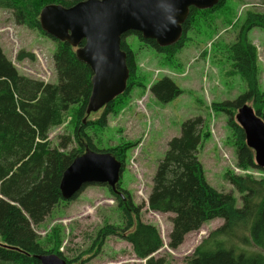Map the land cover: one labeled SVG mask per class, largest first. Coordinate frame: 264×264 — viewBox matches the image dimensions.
Wrapping results in <instances>:
<instances>
[{
  "label": "trees",
  "instance_id": "1",
  "mask_svg": "<svg viewBox=\"0 0 264 264\" xmlns=\"http://www.w3.org/2000/svg\"><path fill=\"white\" fill-rule=\"evenodd\" d=\"M82 1L85 0H0V9L11 12L16 25L48 36L40 27L41 11L49 5L70 8ZM227 1L221 0L209 10L192 8L183 25L182 39L172 47L161 48L154 40H144L136 32L124 35L121 49L127 54L130 71L127 89L103 109L96 121L91 120L93 114H86L93 73L77 59L75 48L51 38L56 44L53 61L57 74V81L51 84L21 75L0 46V264H39L38 257L48 254L61 257L67 264H86L84 253L73 259L66 258L60 251L57 232L48 239L50 247L47 249L34 228L60 203L67 202L60 190L62 175L76 157L84 154L86 147L111 153L123 164L124 170L126 154L133 145L124 143L101 151L94 143V136L96 128L107 127L108 116L117 112L132 90L143 86L138 80L136 53L125 38L135 35L144 46L154 48L165 60L171 61L189 41L193 22L209 15L213 17ZM256 27L264 29V14L250 12L235 41L227 46L230 76H240L246 92L234 101L213 103L211 109L227 116L237 166L241 170L264 172L255 164V152L247 146L245 132L234 118L237 109L247 103L264 120L258 50L248 37ZM17 59L34 61L36 57L31 52L21 51ZM150 90L162 103L182 94L176 83L167 77L153 83ZM73 107L76 108L72 111ZM70 111L74 112L72 143L75 146L68 150L69 142H64L58 149L50 143L49 133L65 122ZM204 124L201 117L190 119L182 125L180 136L170 141L156 171L149 210L174 215L171 248H177L186 235L201 230L206 223L224 221L201 242L186 264H264V254L250 253L243 248L253 245L264 250V177L257 179L226 172V180L242 195L241 208L237 207L233 193L213 188L198 159ZM108 189L120 204L123 226L107 225L100 229L94 243L103 245L107 237L118 235L131 244L138 259L146 260L147 264H167L154 258L163 247L157 227L142 222L140 207L130 198L124 204L121 197Z\"/></svg>",
  "mask_w": 264,
  "mask_h": 264
},
{
  "label": "rangeland",
  "instance_id": "2",
  "mask_svg": "<svg viewBox=\"0 0 264 264\" xmlns=\"http://www.w3.org/2000/svg\"><path fill=\"white\" fill-rule=\"evenodd\" d=\"M250 12L264 14V0H228L213 17L209 15L194 21L188 34L189 41L171 61L165 60L164 55L154 48L144 46L135 35L125 38L136 53L138 80L143 86L134 88L117 112L108 116L105 129L96 128L94 143L101 151L124 143L133 145L126 154L118 188L140 207L142 222L154 225L160 231L163 247L154 254L155 260L186 264L201 242L224 224L221 219L208 222L201 230L186 235L177 248H171V219L174 215L149 210L158 165L170 141L180 136L185 122L196 117L204 119L198 159L209 184L219 192L233 193L238 208L242 207V195L226 180V172L251 175L257 179L264 177V172L241 170L237 166L227 116L211 109L213 103L234 101L246 92L240 76H230L227 46L235 41ZM248 37L258 50L264 92V29L253 28ZM0 46L21 75L43 82L46 79L51 84L57 81L54 40L39 31L16 25L12 13L2 9ZM21 51L33 53L36 59L18 61ZM164 77L172 79L182 91L168 103L160 102L150 90L153 83ZM72 111L61 126L49 133L50 143L58 149L64 142H69L68 150L75 146L72 143ZM102 113L103 110L91 115V120L96 121ZM74 198L71 202L60 203L42 224L34 228L47 249L50 247L48 239L57 232L60 251L68 259L84 253L86 264H147L146 260L138 259L131 244L118 235L107 237L103 245L94 243L100 229L107 225L123 226L120 204L107 186L87 185ZM123 202L127 204L128 201ZM243 248L250 253L264 254V250L253 245Z\"/></svg>",
  "mask_w": 264,
  "mask_h": 264
},
{
  "label": "water",
  "instance_id": "3",
  "mask_svg": "<svg viewBox=\"0 0 264 264\" xmlns=\"http://www.w3.org/2000/svg\"><path fill=\"white\" fill-rule=\"evenodd\" d=\"M221 0H85L65 8L46 6L40 13V27L49 37L76 49L77 59L90 67L92 93L86 114L90 116L114 102L127 89L130 71L122 37L137 32L161 48L172 47L183 37V25L190 9L209 10ZM244 130L247 146L255 152V164L264 169V120L249 104L237 109L235 117ZM123 164L109 152L88 147L64 171L60 190L71 201L87 185H105L118 193ZM39 264H67L48 254Z\"/></svg>",
  "mask_w": 264,
  "mask_h": 264
},
{
  "label": "flooded vegetation",
  "instance_id": "4",
  "mask_svg": "<svg viewBox=\"0 0 264 264\" xmlns=\"http://www.w3.org/2000/svg\"><path fill=\"white\" fill-rule=\"evenodd\" d=\"M118 189V193H116L117 196L121 197L123 201H126L127 200V197L124 195V190L123 192L117 187ZM127 202V201H126Z\"/></svg>",
  "mask_w": 264,
  "mask_h": 264
},
{
  "label": "bare ground",
  "instance_id": "5",
  "mask_svg": "<svg viewBox=\"0 0 264 264\" xmlns=\"http://www.w3.org/2000/svg\"><path fill=\"white\" fill-rule=\"evenodd\" d=\"M137 33V32H136ZM140 34V33H139ZM141 35V34H140ZM142 36V35H141ZM143 38V37H142ZM144 39V38H143ZM145 40V39H144ZM129 78H130V76H129ZM128 81H129V79H128ZM127 84H128V82H127Z\"/></svg>",
  "mask_w": 264,
  "mask_h": 264
},
{
  "label": "built area",
  "instance_id": "6",
  "mask_svg": "<svg viewBox=\"0 0 264 264\" xmlns=\"http://www.w3.org/2000/svg\"><path fill=\"white\" fill-rule=\"evenodd\" d=\"M18 65H21V64H20V63H18ZM44 81H45V82H47V81H46V79H44Z\"/></svg>",
  "mask_w": 264,
  "mask_h": 264
}]
</instances>
